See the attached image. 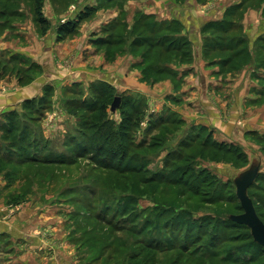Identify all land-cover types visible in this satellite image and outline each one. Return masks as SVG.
Here are the masks:
<instances>
[{
  "label": "rangeland",
  "instance_id": "rangeland-1",
  "mask_svg": "<svg viewBox=\"0 0 264 264\" xmlns=\"http://www.w3.org/2000/svg\"><path fill=\"white\" fill-rule=\"evenodd\" d=\"M241 1L179 0V3L188 10L194 5L195 13L206 14L196 15L191 24L195 31L204 32L201 49L204 59L223 58L231 51L220 45L240 42L238 48L243 49L242 57L247 63L241 69L223 72L227 75L242 71L244 77L257 72L264 75V0H247L239 9L236 4ZM95 2L98 0H44L43 15L58 14L53 18L56 26L49 21L45 27L32 15L31 0L18 4L16 0H0V9L5 7L7 12L0 17V35H6L8 41L17 39L24 47L38 44L33 55L21 47L18 51L10 49V45L0 49L1 66L4 65L0 71L5 70L0 90L5 99L14 87L26 91L18 104L7 103L0 112V124L6 122L5 114L16 112L18 135L16 141L0 128V220L13 230H0L1 239L5 242L9 237L10 242H15L20 236L18 252L23 255L27 245L22 240L35 237L36 252L32 254L39 259L37 264H264V248L253 241L250 229L230 219L232 214L242 212L234 179L252 164L259 163L260 170L248 193L264 210V134L246 132L242 145L238 141H219V148L209 144L203 150L201 141L209 129L206 127L200 139L183 149V153H194L195 159L187 162L176 157L182 138L189 139L192 128L190 132L172 123L175 132L170 131V136L160 139L162 143L156 146L158 138L147 132L158 135L162 131L147 127L148 122H155L154 127L158 124V115L148 114L149 109L155 112L156 108L155 105L150 108L144 93L131 94L110 84L113 89L109 92L125 97L135 95L144 109L139 125L130 128L133 135L137 133L131 138L120 127L121 104L112 110L101 98L107 81L99 79L93 83L103 85L102 93L91 95L90 85H76V81L64 85L62 95L58 86L46 80L47 74L53 75L43 66L49 31H57L60 25L73 26L78 14L87 6H96ZM141 2L155 4V0H124L123 4L131 6L129 17L138 18L140 13L141 21L157 27L159 23L154 19H145L143 7L139 13L135 12ZM160 2L171 4L169 0ZM13 8L17 10L16 16L8 15ZM187 9H182L183 14ZM229 19L235 23L229 24ZM22 25L24 33L18 32ZM136 29L129 40L140 34L143 27ZM250 32L258 34L254 43ZM77 36L79 31L70 32L64 39L68 44L64 46L63 63L70 80L79 78L72 75L80 72L89 55L86 50L70 46ZM216 44L219 47L214 50L211 46ZM121 49L118 48L117 55L132 54L137 58L140 55L138 46L124 52ZM255 51L257 57L253 55ZM154 55L150 59L154 60ZM17 70L29 78H22L25 84H19ZM148 75L149 87L162 78ZM36 79L40 84L37 87ZM259 86L255 90L261 95L255 100L259 102L251 99L245 101V106L264 104V79ZM29 87L35 90H28ZM94 94L101 99L100 105L95 103L97 109L84 107L86 96L92 99ZM76 96L77 101L69 100ZM102 122V132L96 136L95 130ZM7 152L13 157L9 158ZM186 248L187 253L182 250ZM191 252L193 255H187Z\"/></svg>",
  "mask_w": 264,
  "mask_h": 264
},
{
  "label": "crops",
  "instance_id": "crops-1",
  "mask_svg": "<svg viewBox=\"0 0 264 264\" xmlns=\"http://www.w3.org/2000/svg\"><path fill=\"white\" fill-rule=\"evenodd\" d=\"M81 1L84 2L86 0ZM169 2L171 4L167 5H164V2H160V0H155V4L152 2H141L137 4L135 12L143 7L144 13L159 23L165 21L175 23L183 20L185 29L179 33L181 36L188 38L192 58L187 61L178 59L167 61L166 66L171 69L170 74L162 76L159 81L153 83L152 87H149L150 85L146 83L147 80L144 81L141 70L135 65L141 60V57L137 58L132 54L122 56L116 53L111 58L106 53L109 47L107 48L103 45L105 43L103 39L106 38L105 32L114 27L116 22L121 21L119 18L122 16L123 11L128 13L124 17L129 24V28L134 22V19L129 17L131 6L128 3L123 7L98 8L90 18L85 19L81 23L79 36L70 41L73 42L75 40V43L73 42L74 45L70 44V46L86 50L89 55L88 58H85V63L80 68V72L77 71L76 74L72 75L74 78L79 77L77 80H70L69 74L65 75L63 57L64 51H66L64 46L68 44V41H57L56 29L49 31L51 32L50 36H48L49 44L46 45L48 52L46 58H44L43 66L46 72H50L53 75L51 77L47 74L46 80H50L52 84L58 86L62 95L64 93L62 92L63 86L68 83L78 81L76 84L89 86L99 79L107 81L121 91H128L131 94L144 93L147 98L146 103L150 108L154 109L153 105L156 108L155 112L149 109L150 112L148 114H156L159 117L167 109L175 111L181 115L188 126L204 125L209 128L213 138L218 141L232 143L238 141L242 145V141H245L246 132L254 133L256 131L264 134V104L255 105L256 107L254 106L253 108L244 104L245 101L251 99L255 103L259 102L255 100H258L261 95L255 90L260 87L259 83L264 79L262 72H257L258 74L254 76L249 75L250 77H244L242 71L226 75L223 72L225 66L220 63V58L214 60L204 59L201 50L204 44V32L195 31L196 28L192 29L191 24L194 18L196 19V15L205 17L206 14L195 13L193 10L194 5H192L193 8L191 7L188 10L184 5H180L179 0H169ZM95 3L97 4V2ZM182 9H187L186 14H183ZM45 15L52 22V25L56 26V19L53 18L57 17L58 14L54 12L52 15H47L46 13ZM209 15L213 16L211 13ZM18 32H26L23 29V25L22 30L20 29ZM255 33L257 32H250L251 43H254L257 38L258 34ZM5 36L3 34L0 35V49L10 45V49L18 51L21 47L25 48L24 52L31 53V55L38 50V44L32 43L24 47L21 46V41L17 39L8 41ZM35 83H38L35 87L39 86V79H36ZM35 87L32 89L35 90ZM30 89L29 87L28 90ZM28 92L31 93L30 91ZM24 93H26L25 88L14 87L6 97L7 99H5L0 90V112L3 111L7 103H11V105L18 104ZM221 97H223V101ZM254 110L256 111L253 113ZM1 204L2 198L0 199ZM0 221H2L0 222V230L9 229V226L7 227V224H5L7 223L6 221ZM9 230L13 231L12 228ZM11 237L15 236L11 235ZM1 238L2 236H0V264L38 263L39 259L33 256L36 252L35 237L27 236L25 240H22L27 245L25 247L26 253L23 255L18 252V247L21 243V241H18V238H21L20 236L16 237L15 242H10L8 240L10 239L9 237L5 242ZM3 245H6L5 247L7 248L3 249ZM33 252L34 254H32Z\"/></svg>",
  "mask_w": 264,
  "mask_h": 264
},
{
  "label": "trees",
  "instance_id": "trees-1",
  "mask_svg": "<svg viewBox=\"0 0 264 264\" xmlns=\"http://www.w3.org/2000/svg\"><path fill=\"white\" fill-rule=\"evenodd\" d=\"M31 1H32V3H31L32 15H34V18L36 17V21H38L41 24V26L46 27L48 24H50V22L47 19V17L43 15L42 7L44 4V0H31ZM120 1L124 2V0H98L96 6H87L84 10H82L83 12L81 11L78 14L76 19L74 20L73 26H70L69 24H67L65 27H63V26L61 27V25L58 26V29H57L58 41L64 40L66 37V34H69L70 32L79 31L81 23L85 19L90 18L98 10V8H109L112 6L123 7L125 4H123V2L120 3ZM246 2H248V1L242 0L240 4H236V5L240 9L242 4H244ZM18 3H21V0H16V4H18ZM14 9H16V8H13V10H11L8 15H11V16L15 15L16 16L17 10H14ZM139 12H140V10L138 11V13ZM236 13H238V11ZM6 14H7L6 8L5 7L1 8L0 9V17L5 16ZM126 14H127V12L123 11L122 16L119 18V19H121V21L116 22L114 27H111V29H108L107 32H105L106 38L103 39V42H105L103 45L106 46L107 48L109 47L108 52H106L108 57L112 58L117 53V50L119 47H121L122 48L121 51L124 52V50H131L132 48H135L136 46H138L140 48V52H139L140 55H138V56L141 57V60L136 65L141 69L144 80L148 79V76H149L148 73L156 74V76H164V75L170 74L171 69L169 68V66H166L167 61H171L172 59L187 61V60H190L192 58V53L189 49L190 48V42H189L188 38L181 36L179 33L182 31L180 29V21L175 22V23L166 22V21L160 22V23L158 22L159 25L157 27H153V25L151 27H149L151 24L148 25L149 22L141 21L142 16H140V13H139L138 18H136V17L134 18V22L130 25V28H129V24L126 22L125 17H124V16H126ZM144 17H145V19L146 18L152 19L147 14ZM228 21H229V24L235 23V21L233 19H229ZM139 22L141 24H139ZM165 23H167V24H165ZM137 26H140V27L142 26L143 27L142 31L140 32V34H137L136 36L130 38L131 40H129L128 37L135 33V31L137 30L136 29ZM227 29L228 28H225L224 30H227ZM108 31H110V32H108ZM157 31H160V32H157ZM124 32H126V35L124 34ZM225 33H229V32H225ZM230 34H231V32H230ZM234 35H236V34H234ZM126 41L128 42L127 45L123 46ZM239 45L241 47L240 42H236L235 45H233L232 42L230 44H226L225 46L220 45L221 48L231 51V53L229 55L224 56L222 58V60L220 58V60H221L220 63L224 64L225 69H230V70L241 69L242 65L247 63L245 61V58L242 57L243 56L242 54L244 53V51L240 47L238 48ZM235 46H237V49H235ZM211 47L215 50L219 46L216 44V45L211 46ZM206 48H208V46H206ZM255 54L257 57L258 56L257 52L256 53L254 52L253 55L255 56ZM151 55H154V60L150 59V58H152ZM169 55H172L171 60L169 59ZM0 67L1 68L4 67V65L1 66V58H0ZM34 68H36L35 65H33V69ZM10 71H12V70H10ZM4 73H5V70L0 71V79L3 77ZM17 73H18L19 84H21V83L25 84V82H24L25 80L22 81V78H26V79H29V78L25 77L22 74H19L18 70H17ZM102 86L103 85H101L99 83L98 84L97 83L91 84L90 88L88 90V93L91 95L93 93L97 94L100 91L102 93L103 89L100 90ZM106 88H107L106 89L107 91L105 90L102 93L101 98L104 99L103 100L104 103L111 105L115 96L120 95V94L117 93L115 95V93L113 94V92H109L110 90L113 89L110 86V83H108L106 85ZM46 92L49 93L48 88L46 89ZM87 96H86V98H87ZM95 96L96 95L94 94L92 99H90V98L86 99L85 98L83 100L85 102L82 103L83 106L86 108H92V109L94 108L93 110H96L97 107H95L96 106L95 103L97 105H100L99 102L101 101V99L97 98ZM120 96H121V100H122L120 109H121V114L123 115L122 124H120V127L123 129V132L126 133V135L129 134L131 136V138L133 136L135 138L137 136V133H136V135H133L130 128L133 129L139 125L140 120H141L140 115H141V113H143L144 109L143 110L141 109L142 107L140 105V102L135 99V97H136L135 95H130V96H126V97L122 96V95H120ZM77 99H78V97L76 96V97L71 98L69 100L74 102V101H77ZM98 100H99V102H98ZM166 111L167 112L164 113L162 116H159L158 118H156V121H158V124L155 127H154L155 122H153L154 124L153 123L151 124L150 122H148V125H147V127L152 128L151 131L161 130L163 132V134H162V132H161V134H158V135L150 134L149 132H147V133L149 135H151V137L156 136L158 138V140H156L155 142L158 143L156 146H159L162 143L161 140L163 141L166 139L167 136H170V131L175 132L176 129L172 127V123L176 127H180V126L183 127V130H185L187 128V130L190 131V129L192 128L191 131H193V132L190 131L191 133L188 134L189 139L188 138H184V139L182 138L181 144H179V146H178L179 150H178L176 158L184 159L187 162L193 161L195 159L192 156V155H194V153L193 152L183 153V149H186L189 146H191L190 144H192L194 142V140L200 139V135L203 132L202 130L206 129V126H204V125L188 126L186 124L185 120L180 115H178L177 112L171 111L169 109H167ZM137 115L139 116V118L137 117ZM16 116H17V114L15 111H12L10 113L5 114L4 120L6 122L3 124H0V128H2V130H4L7 137L12 136V138L16 139V141H17L18 135H17V127H16V123H15ZM93 118H94V116H93ZM93 118H92V120H93ZM103 123L104 122H102L101 123L102 125H100L96 128V130H95L96 136L101 134V132H102L101 128L103 127ZM166 126H169V127H166ZM147 127L144 130L145 133H146V130H148ZM195 129L196 130L198 129L197 130L198 132L197 131L194 132ZM201 142H202L203 150L208 149L209 144H212L214 147H216V145H217V148H219L220 144H221L218 140L213 138L212 132L209 129H208L206 136L204 137V139ZM218 143H220V144H218ZM7 153H8L7 155L9 158L13 157L11 152H7ZM168 155H169V153H168ZM176 179H179V178H176ZM256 180H257V178H256ZM253 184L250 187H252ZM250 197H251V195H250ZM252 200L254 202V205H255V208L257 210L258 215L264 221V210L262 209V207L260 205L255 204V201L253 198H252ZM240 208H241V211H243V209L241 207V203H240ZM235 223L248 227L245 224H241L238 222H235ZM252 238H253V236H252ZM253 241L255 243H257L259 246H261L262 248H264V246H262L261 244L256 242L254 240V238H253ZM182 250L185 253H187V251H188L187 248L182 249ZM187 255H193V252L188 253ZM222 259L224 261H227L226 258H222ZM235 264H241V263H235Z\"/></svg>",
  "mask_w": 264,
  "mask_h": 264
},
{
  "label": "water",
  "instance_id": "water-1",
  "mask_svg": "<svg viewBox=\"0 0 264 264\" xmlns=\"http://www.w3.org/2000/svg\"><path fill=\"white\" fill-rule=\"evenodd\" d=\"M121 104V96H115L111 109L115 110ZM260 170V164H252L249 168L242 171L235 177L236 194L241 203L243 211L238 214H232L230 219L247 225L256 242L264 246V221L258 215L254 202L248 193L249 187L255 182Z\"/></svg>",
  "mask_w": 264,
  "mask_h": 264
}]
</instances>
